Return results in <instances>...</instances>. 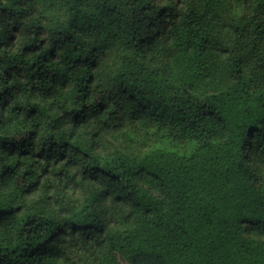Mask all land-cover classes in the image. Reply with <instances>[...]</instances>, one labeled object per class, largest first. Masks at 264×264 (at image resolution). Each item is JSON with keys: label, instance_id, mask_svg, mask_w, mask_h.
I'll use <instances>...</instances> for the list:
<instances>
[{"label": "trees", "instance_id": "trees-1", "mask_svg": "<svg viewBox=\"0 0 264 264\" xmlns=\"http://www.w3.org/2000/svg\"><path fill=\"white\" fill-rule=\"evenodd\" d=\"M0 264H264V0H0Z\"/></svg>", "mask_w": 264, "mask_h": 264}]
</instances>
